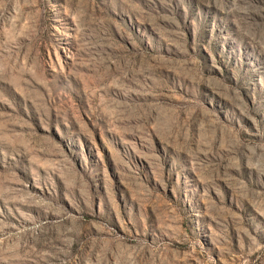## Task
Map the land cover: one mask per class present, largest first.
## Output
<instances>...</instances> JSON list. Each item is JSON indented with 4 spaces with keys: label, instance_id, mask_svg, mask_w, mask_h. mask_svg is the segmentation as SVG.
Masks as SVG:
<instances>
[{
    "label": "rangeland",
    "instance_id": "obj_1",
    "mask_svg": "<svg viewBox=\"0 0 264 264\" xmlns=\"http://www.w3.org/2000/svg\"><path fill=\"white\" fill-rule=\"evenodd\" d=\"M0 264H264V0H0Z\"/></svg>",
    "mask_w": 264,
    "mask_h": 264
}]
</instances>
